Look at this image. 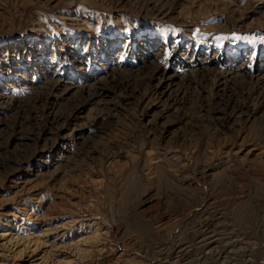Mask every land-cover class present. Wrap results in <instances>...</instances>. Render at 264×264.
<instances>
[{
	"label": "rangeland",
	"instance_id": "obj_1",
	"mask_svg": "<svg viewBox=\"0 0 264 264\" xmlns=\"http://www.w3.org/2000/svg\"><path fill=\"white\" fill-rule=\"evenodd\" d=\"M0 264H264V0H0Z\"/></svg>",
	"mask_w": 264,
	"mask_h": 264
}]
</instances>
